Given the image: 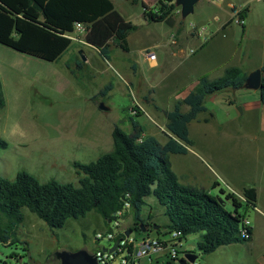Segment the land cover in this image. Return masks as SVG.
Returning a JSON list of instances; mask_svg holds the SVG:
<instances>
[{"label": "rangeland", "instance_id": "rangeland-1", "mask_svg": "<svg viewBox=\"0 0 264 264\" xmlns=\"http://www.w3.org/2000/svg\"><path fill=\"white\" fill-rule=\"evenodd\" d=\"M120 1L121 4L115 0L117 10L131 17L133 24L138 26L135 35L143 34L150 27L164 36L170 31L165 23L147 27L143 22L144 12L139 0L136 3ZM227 1L233 2L237 8H249V20L260 25V17L264 18V0H201L194 13L185 19L188 29L207 27L214 30L218 24L215 19L225 20L228 15L225 8ZM218 5H223L222 9H218ZM158 10L156 4L152 11ZM175 13L182 21L180 9ZM237 30L241 38L242 29ZM256 30L254 41L249 42L254 50L257 46L260 49V28ZM140 57L138 52L128 55L120 48L113 47L108 61L100 55L99 50L73 41L57 61L48 62L0 44V79L6 100L5 108L0 110V140L7 144L0 146V176L14 180L19 172L25 171L43 183L56 180L79 186L80 176L74 163L94 162L114 148L89 144L87 128L98 123L114 122L130 132L133 121L151 125V119L141 104L135 106L138 91L132 87L131 75L136 73L134 63L141 65ZM258 63L260 53L254 51L243 72L247 74ZM160 71L155 68L153 73L156 79L153 81L149 76L148 82L155 86V100L161 107H166L171 104L170 92L174 86L168 79H162ZM241 90L229 89L218 93L207 100V106L214 112L216 127L240 126L242 133L249 136L250 144L257 142L252 129L260 127V180L264 185V106L260 115L244 113L240 106L244 100L243 94L252 100L259 91ZM148 92L149 89L143 96L150 97ZM230 101H234L237 108L230 107ZM102 104L107 110L101 109ZM225 191L233 193L228 188ZM146 202L144 219L147 221L149 214L155 219L147 223L148 228L159 225L161 231L167 232L164 224L168 218L164 209L154 197L147 198ZM231 206L229 202L228 209ZM260 210V224L256 225L253 244L230 245L204 255L198 248L202 234L197 233L186 237L182 250L197 255L198 264H264V193L260 196ZM23 212L25 221L18 234L21 242L12 246L0 242V264H58L53 257L58 250L75 252L86 249L93 253L98 247L110 244L106 240L95 241L97 233L106 235L111 229V224L97 211L79 219H70L64 228L55 231H51L29 209ZM242 212L250 221L253 220L252 212L247 214L246 209ZM130 216L134 218L133 211ZM155 235L151 234L152 237Z\"/></svg>", "mask_w": 264, "mask_h": 264}, {"label": "trees", "instance_id": "trees-1", "mask_svg": "<svg viewBox=\"0 0 264 264\" xmlns=\"http://www.w3.org/2000/svg\"><path fill=\"white\" fill-rule=\"evenodd\" d=\"M175 1L158 0L159 10H146L145 19L173 27V15L179 10ZM77 23L87 26L86 43L98 49L108 61L113 47L130 52L128 37L138 29L116 9L112 0H0V44L41 60L55 62L70 48L73 41L67 36ZM247 76L239 67L230 66L221 77L200 78L194 89L169 111L168 132L186 146H192L189 124L206 110V98L227 89H244ZM259 94L264 105V75ZM5 106L0 79V110ZM183 106L189 108L187 112L182 110ZM132 127V134L118 125L114 127L112 152L94 162L74 163L80 176L79 186L56 180L43 183L25 171L19 172L14 180L0 176V242L9 246L21 242L18 234L25 221L24 209L55 231L64 228L68 220L85 217L93 211L109 222L123 207L127 195L134 214L133 232L141 233V225L147 231L153 229L148 228L142 214L146 199L154 197L168 218L166 230H181L186 236L201 233L198 248L204 255L252 239L253 228L248 230L251 238L247 240L241 236V227L246 217L242 210L246 206L256 207L258 198L254 188H246L241 198L225 190L212 195L183 185L168 160V154L179 152L180 147L176 143L162 146L155 138L144 137L135 121ZM6 145L0 140V146ZM218 196L225 202H220Z\"/></svg>", "mask_w": 264, "mask_h": 264}, {"label": "crops", "instance_id": "crops-1", "mask_svg": "<svg viewBox=\"0 0 264 264\" xmlns=\"http://www.w3.org/2000/svg\"><path fill=\"white\" fill-rule=\"evenodd\" d=\"M112 1L116 9H118L115 0ZM116 1L120 4L122 2L120 0ZM157 1L139 0L143 12L152 10L156 6ZM225 3V8L228 12L227 19H215L218 24L216 27L213 26L214 30H208L209 40L206 43L194 31L193 27L188 29L185 19L180 21L176 13L173 15L175 19L173 27L165 22H150L145 19L143 13V22L147 27L153 24L165 23L170 28V31L165 36L159 34L152 27L140 35H135L138 29L131 32L128 37L130 47L128 55L138 52L141 56V65L134 63L136 73L131 75V80L134 83L132 87L137 89L138 92L137 95L135 94V99L144 108L152 124L136 123H138V127L142 130L144 137H153L162 146L176 143L180 147L179 152L168 154V160L180 183L205 190L212 195H218L221 190L228 188L241 198H243L242 195L246 188H254L256 190L258 198L256 207H245L247 214L249 212L253 214L251 223L254 227H252V239L243 244H253L255 242L256 225L260 224V196L264 193V185L260 180V173H262L260 170V127L252 129L253 138L257 140L253 144L248 143L249 136L242 133L243 128L240 126L234 128L216 127V124H214V112L207 106V100L214 98L216 96L214 94L206 98V110L198 114L197 118L189 124V135L193 141L192 146H186L178 141L167 130V113L173 110L178 100L185 98L194 89L200 78L205 76L210 79L221 77L225 69L230 66H236L244 70L251 58V53L254 51L260 53V63L247 72V75L257 69L262 70L264 67V18L260 17V25L257 26L248 18L249 8H237L231 1ZM222 6L218 5L217 8L222 9ZM236 10L245 12L243 14L246 19L244 27L237 25L233 21L234 11ZM123 15L127 21L132 22L131 17ZM238 28L242 29L241 38L238 36ZM257 28H260L258 32L260 34V49L257 46L254 50L250 47L249 42L251 40L254 41ZM81 45L93 47L87 43ZM147 53H154L156 59H148ZM155 68L161 70L162 79H168L170 84L174 86V89L170 92L171 104L166 107H161L155 100V86L153 87L152 83L148 82L149 76L153 81L156 79L153 73ZM148 89L150 97H144L143 94ZM243 90L247 89L244 88L241 91ZM140 91H142V94ZM256 94V96L252 97V100H249L243 94L244 100L240 102V106L244 113L260 115V110L264 105L261 102L260 94ZM229 105L232 108H237L238 106L234 101H230ZM188 109L186 106L182 108L184 112H187ZM116 125L114 122L98 123L93 127L87 128V142L96 147L113 148L112 133ZM127 133H134L133 127ZM215 184L217 186L214 187ZM145 210H143V214ZM143 214L142 217L144 218ZM151 220L155 219L152 214H149L147 223L151 222ZM168 222L164 224V228ZM134 225V218L130 216L129 212L124 218L123 226L127 229H133ZM152 233L161 235L164 232L152 230ZM224 247L227 246L220 248Z\"/></svg>", "mask_w": 264, "mask_h": 264}, {"label": "built area", "instance_id": "built-area-1", "mask_svg": "<svg viewBox=\"0 0 264 264\" xmlns=\"http://www.w3.org/2000/svg\"><path fill=\"white\" fill-rule=\"evenodd\" d=\"M233 21L244 27L246 19L242 10L234 11ZM199 37L206 43L209 40L207 27L194 28ZM88 28L85 24L77 23L74 31L67 37L74 42L86 43L85 37ZM194 52V51H193ZM147 58L155 60L154 53H147ZM135 106L140 104L135 101ZM135 113L134 111H132ZM124 201L123 207L115 213V217L111 220V229L106 235L97 233L95 241L100 242L106 240L110 244L108 246H100L94 252V256L99 264H180V261L186 258L189 252L182 250L186 243V235L177 229L168 230L161 235L151 236V231H143L141 233L133 232L123 226L126 215L132 211V204L129 201V195ZM252 227L249 218L244 217L242 220L241 236L244 239H250L251 235L248 230ZM131 234L127 236V232ZM157 231V230H156ZM191 264H198L197 261Z\"/></svg>", "mask_w": 264, "mask_h": 264}, {"label": "water", "instance_id": "water-1", "mask_svg": "<svg viewBox=\"0 0 264 264\" xmlns=\"http://www.w3.org/2000/svg\"><path fill=\"white\" fill-rule=\"evenodd\" d=\"M200 0H176L175 4L180 9L181 16L183 19H186L188 16L194 13L195 6L199 3ZM82 54V51H80ZM83 60L86 58L83 56ZM263 83V72L261 69H257L251 72L246 79L245 89L259 91ZM101 109L107 110V108L102 104ZM168 114V113H167ZM220 202H225L224 199L218 196ZM111 223V220L109 221ZM143 231H146L143 225H141ZM160 226L155 225L154 229L159 230ZM131 234V231L127 232V236ZM54 260L58 264H99L93 253L89 252L86 249H81L75 252L67 250H58L53 254ZM197 259V255L193 253H188L186 258L180 261V264H191L194 263Z\"/></svg>", "mask_w": 264, "mask_h": 264}]
</instances>
